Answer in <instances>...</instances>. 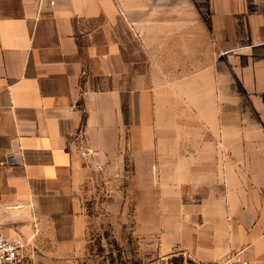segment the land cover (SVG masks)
I'll return each mask as SVG.
<instances>
[{
	"label": "crops",
	"instance_id": "obj_1",
	"mask_svg": "<svg viewBox=\"0 0 264 264\" xmlns=\"http://www.w3.org/2000/svg\"><path fill=\"white\" fill-rule=\"evenodd\" d=\"M125 144L177 189L168 250L264 264V0H0V228L89 255L85 184Z\"/></svg>",
	"mask_w": 264,
	"mask_h": 264
},
{
	"label": "rangeland",
	"instance_id": "obj_2",
	"mask_svg": "<svg viewBox=\"0 0 264 264\" xmlns=\"http://www.w3.org/2000/svg\"><path fill=\"white\" fill-rule=\"evenodd\" d=\"M125 106L129 122L137 109H131L127 103ZM122 150L126 153V164L114 170L108 166L96 168L86 181L90 254L74 260L75 264H147L174 249L176 243L169 250L167 243L176 238L177 189L170 190L168 199L162 203L160 190L146 189L150 181L145 182L139 176L132 179L128 145ZM181 261L182 256L174 258L175 264Z\"/></svg>",
	"mask_w": 264,
	"mask_h": 264
},
{
	"label": "built area",
	"instance_id": "obj_3",
	"mask_svg": "<svg viewBox=\"0 0 264 264\" xmlns=\"http://www.w3.org/2000/svg\"><path fill=\"white\" fill-rule=\"evenodd\" d=\"M177 256H182L181 264H252L246 248L230 249L216 259L203 260L192 257L178 243L171 253L160 254L147 264H175L174 258ZM0 264H39L38 247L33 237L9 235L0 228Z\"/></svg>",
	"mask_w": 264,
	"mask_h": 264
}]
</instances>
